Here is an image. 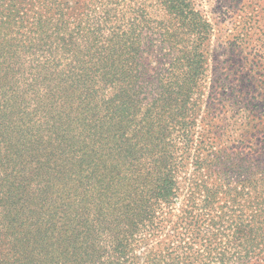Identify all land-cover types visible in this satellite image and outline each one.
Listing matches in <instances>:
<instances>
[{"label":"trees","instance_id":"1","mask_svg":"<svg viewBox=\"0 0 264 264\" xmlns=\"http://www.w3.org/2000/svg\"><path fill=\"white\" fill-rule=\"evenodd\" d=\"M153 3L160 17L146 0H0V264H134L181 196L189 222L197 193L264 194V153L246 166L215 145L211 22L195 0Z\"/></svg>","mask_w":264,"mask_h":264},{"label":"rangeland","instance_id":"2","mask_svg":"<svg viewBox=\"0 0 264 264\" xmlns=\"http://www.w3.org/2000/svg\"><path fill=\"white\" fill-rule=\"evenodd\" d=\"M146 2L150 15L160 17L153 0ZM195 3L213 27L205 98L211 106L205 111H213L218 124L222 118L225 128L215 145L229 152L227 158L255 166L264 153V0ZM204 124L200 120V128ZM258 183L264 186V180ZM195 198L205 204L199 205L203 219H177L187 206L181 196L161 235L137 243L134 264H264V221L254 219L264 194L249 187L233 203L225 193Z\"/></svg>","mask_w":264,"mask_h":264}]
</instances>
